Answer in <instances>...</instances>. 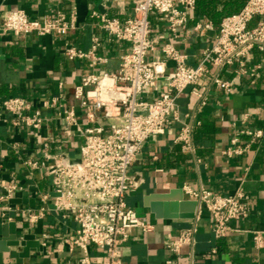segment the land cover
I'll use <instances>...</instances> for the list:
<instances>
[{"label":"crops","instance_id":"0c3cea01","mask_svg":"<svg viewBox=\"0 0 264 264\" xmlns=\"http://www.w3.org/2000/svg\"><path fill=\"white\" fill-rule=\"evenodd\" d=\"M133 1L0 0V20L5 11L21 8L30 18L62 12L67 19L73 17L76 24L64 35L40 36L32 32L17 36L0 30V100L9 96L25 97L43 116L41 126L31 130L12 127L10 117L1 113V183L14 180L24 186L50 190V175L44 168H31L26 161L44 160L49 165L53 156H62L64 161L79 157L86 110L75 103L73 85L89 73L116 71L121 54L129 49V42L112 38L91 13L124 20L132 13ZM221 7V4L217 5L218 10ZM220 20L211 21L195 9L187 24L174 33L159 14H151L150 34L157 38V43L147 58H161V47L170 43L186 54L189 65H196L201 51L214 43ZM207 21L211 23L210 27L195 28L197 22ZM255 23L254 18L248 26ZM95 40L97 45L93 49ZM67 46L92 51L93 58L68 57L63 51ZM253 64L260 66L259 74L253 78L236 77L235 65L223 69L222 78L231 83L229 92L206 78L204 103L191 92L192 87L186 88L178 97V119L171 120L163 133L148 139L136 154L128 170L135 186L125 200L153 228L150 232L135 229L123 244L121 258L126 264H165L168 258L175 264H264V50L257 46L251 49L247 60V65ZM173 65L171 60L167 61V70L170 71ZM195 88L200 90L199 86ZM163 89V84L158 82L145 91L143 97L152 99ZM52 96H59L61 103L74 105L77 125L72 127L71 135L66 136L63 132L65 122L58 114V108L43 104ZM103 123L105 119L98 115L90 125ZM183 123L195 126L193 151L183 150L176 140ZM258 129L262 130L259 137L252 138L245 133ZM234 137L241 146L247 144L248 147L240 154L226 156L224 151ZM185 186L222 195L232 194L240 186L247 195L245 201L249 211L246 216L231 220L230 230L221 238L215 237L209 213L204 208L198 213L196 208L193 218L155 217L147 199L163 197L160 199L162 206L164 202L178 203L182 197L193 200L184 190ZM23 194H15L10 203L25 204L12 201L22 199ZM188 228H194L192 241L183 243L178 254L171 253L164 242L168 238H178ZM20 230L34 233L42 250L31 249L21 263L4 253L0 264H53L73 258L63 240L76 230L70 215L49 205L43 217L33 224L24 223ZM256 232L258 240L255 239ZM90 256L98 263L103 252L90 246Z\"/></svg>","mask_w":264,"mask_h":264},{"label":"built area","instance_id":"2783aa9c","mask_svg":"<svg viewBox=\"0 0 264 264\" xmlns=\"http://www.w3.org/2000/svg\"><path fill=\"white\" fill-rule=\"evenodd\" d=\"M194 10L195 0H134L132 13L124 20L91 13L112 38L129 42V49L121 54L116 71L89 73L73 85L75 103L86 110L79 157L64 161L62 156H53L49 165L44 160L26 161L31 168H44L50 175V190L42 191L37 186H24L14 180L0 182V214L14 211L15 218L8 217V220L15 221L20 233L24 223L33 224L43 217L49 205L75 221V233L63 239L73 258L53 264H126L121 258L123 244L135 229L150 232L153 228L125 200L135 186L128 170L136 154L148 139L163 133L171 120L178 119V97L186 88L192 87L191 92L204 103L206 78L224 92L231 90L230 81L221 76L226 66L235 65L236 77L253 78L259 74L260 66H249L247 60L254 46L264 50V0H246L238 11L222 17L214 43L201 51L196 65H189L186 54L170 43L161 47V58L148 59L157 43V38L150 34V15L159 14L176 33L187 24ZM254 18L255 25L249 27L248 23ZM210 26L209 21L195 24L196 29ZM75 27L74 18L67 19L62 12L30 18L21 8L5 11L0 20L1 31L17 36L32 32L40 36L64 35ZM96 45L95 40L93 49ZM63 51L68 57L93 58L92 51L84 52L74 46H67ZM169 60L174 63L170 71L167 70ZM158 82L164 89L152 99L144 98L143 93ZM197 86L200 90L195 88ZM43 104L58 108V114L65 122L63 132L66 136L71 135L72 127L77 125L73 103L64 104L59 102V96H52ZM1 113L10 117L12 127L36 130L43 120L41 111L22 96L1 99L0 117ZM98 115L105 123L90 125ZM194 127L183 123L177 135L176 140L185 151H193ZM245 133L255 138L262 135V130ZM247 147V144L241 146L234 137L224 154H240ZM184 190L197 202V213L201 208L208 211L217 238L227 234L231 220L246 216L249 211L245 201L247 195L240 186L229 195L204 188L193 190L187 186ZM20 193L34 198L35 205L11 204L15 194ZM193 231L194 228L183 230L178 238H168L164 246L178 254L183 243L192 241ZM255 239H259L258 232ZM90 246L103 252L98 263L90 256ZM165 264L175 262L168 258Z\"/></svg>","mask_w":264,"mask_h":264},{"label":"water","instance_id":"95a60500","mask_svg":"<svg viewBox=\"0 0 264 264\" xmlns=\"http://www.w3.org/2000/svg\"><path fill=\"white\" fill-rule=\"evenodd\" d=\"M163 197H149L147 199L151 211L155 217H186L193 218L196 214L197 202L195 200L181 198L180 202H170L166 204L160 199ZM14 202L28 203L31 207L35 205L34 198H29L26 193L22 199H14ZM8 217L15 218L14 211L7 212L6 215L0 214V263L3 259V254L15 259L21 263L24 257H27L31 249L41 251L42 245L40 240L34 233L28 231L20 233L14 220H8Z\"/></svg>","mask_w":264,"mask_h":264},{"label":"trees","instance_id":"16d2710c","mask_svg":"<svg viewBox=\"0 0 264 264\" xmlns=\"http://www.w3.org/2000/svg\"><path fill=\"white\" fill-rule=\"evenodd\" d=\"M221 4L220 10L217 5ZM243 5V0H195V9L205 18L217 22L225 15L238 11Z\"/></svg>","mask_w":264,"mask_h":264}]
</instances>
